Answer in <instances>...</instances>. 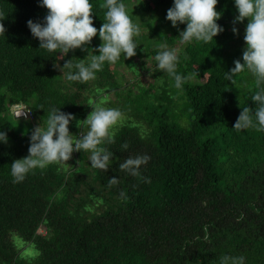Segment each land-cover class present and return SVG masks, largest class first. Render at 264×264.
Segmentation results:
<instances>
[{"label":"trees","instance_id":"obj_1","mask_svg":"<svg viewBox=\"0 0 264 264\" xmlns=\"http://www.w3.org/2000/svg\"><path fill=\"white\" fill-rule=\"evenodd\" d=\"M90 2L99 29L103 0ZM171 6L172 0H144L129 10L141 22L136 55H121L95 80L79 83L66 81L53 65L85 59L102 43L99 37L82 46L85 51L57 60L39 49L26 26L43 23L47 9L39 0H0L6 29L0 36V131L7 135L0 144V264H219L224 255L264 264V132L233 129L243 107L255 111V78L243 72L233 84L224 74L233 61L243 63L248 21L233 24V0H218L216 23L224 31L209 43L180 45L177 72L197 75L176 89L154 60L160 45L177 46L186 27L173 28L165 19ZM133 59L142 61L137 70ZM117 67L134 76L145 69L151 81L143 83L140 74L125 83ZM93 103L123 113L111 142L102 145L113 152L108 169L92 168L90 152L81 150L73 152L68 170L52 163L13 183L11 164L28 155L31 133L44 126L49 109L73 114L69 133L79 137L88 129L78 124ZM16 104L31 116L15 118L10 105ZM138 155L150 157L139 176L120 169ZM113 177L118 183L109 186Z\"/></svg>","mask_w":264,"mask_h":264},{"label":"clouds","instance_id":"obj_2","mask_svg":"<svg viewBox=\"0 0 264 264\" xmlns=\"http://www.w3.org/2000/svg\"><path fill=\"white\" fill-rule=\"evenodd\" d=\"M217 2L218 0H172L165 19L171 22L173 28L178 24L186 25L179 32L180 45L194 41L209 43L224 31L216 23L221 17V13L215 10ZM233 4L238 13L233 24L245 19L248 22L244 32L243 63L240 60L233 61L234 67L224 73L225 79L234 84L238 74L250 72L255 78L256 86V91L250 97L256 104L254 113L248 107H243L233 129L243 131L253 128L264 132V0H233ZM39 6L47 9L43 23L29 20L26 26L32 37L39 41V49L54 53L57 60H64L75 49L85 51L82 46L89 44L93 37L98 36L102 41L96 49H88L83 60L76 59L78 62H74L73 59H68L62 67L54 63L53 67L63 73L66 81L85 83L95 80L96 74L103 70L106 63H117L121 55L124 59L136 55L138 44L134 38L140 34L141 22L133 21V16L122 0H103L101 7L105 9L104 22L99 29L93 25V5L90 0H39ZM3 19V13L0 12V21ZM5 31L3 23H0V36L4 37ZM232 32L236 34L237 29L233 27ZM160 48L162 50L154 56L157 70L165 72L176 89H182L191 76L197 73H178V49L169 48L167 44L160 45ZM93 51L98 54H93ZM57 53L60 54L58 57ZM10 109L15 117L27 114L31 116L30 109L25 105H10ZM91 109L87 118L78 124L86 123V134L76 137L69 133L68 127L75 119L73 114L51 107L44 126L39 124L31 133L28 155L11 164L13 183L23 182L26 175L36 168L43 169L52 163H65L71 159L73 152L81 150L90 152L92 168L106 171L113 152L102 145L106 141L111 142L110 130L122 120L123 113L119 108L105 107L98 103H93ZM4 143H7V135L0 131V144ZM121 147L127 149L128 145L125 143ZM149 160L148 155L129 157L120 164V169L132 176H139L141 166ZM144 179L147 182V178ZM117 183L116 177L108 181L109 186ZM120 195L123 197L124 193L121 192ZM245 259L243 255H224L219 264H245Z\"/></svg>","mask_w":264,"mask_h":264},{"label":"rangeland","instance_id":"obj_3","mask_svg":"<svg viewBox=\"0 0 264 264\" xmlns=\"http://www.w3.org/2000/svg\"><path fill=\"white\" fill-rule=\"evenodd\" d=\"M141 1H144V0H126L125 2H123V3H125L126 4V6H127V10L129 11V10H137L138 8H139V4H140V2ZM130 13H131V11H130ZM179 47H180V44L178 43L177 44V46H175V48H177L178 49V52H179ZM143 61H145V63H146V67H150L151 68V72H153V69H152V67H153V64H151V60H149V59H147V58H145V57H143V59H142ZM133 62H135L136 64H135V70H137L138 69V64L140 63V64H142V61H139V59L138 60H136V59H133ZM138 63V64H137ZM117 70H118V72L120 73V74H122V75H124V81H125V83L126 82H128L129 84H133V82H134V79H136V80H139V78H140V74H142V76H141V80H142V82L143 83H146V82H148V81H151V77L149 76V74L146 72V70L145 69H139L138 71V74H136L135 76L133 75V74H130V73H128L127 71H126V69L124 68V67H117ZM136 77V78H135ZM109 98L110 99H113V96L112 95H110L109 96ZM11 112H12V114H13V116L15 117V114L13 113V111L11 110ZM29 118V114H27L26 116H20V117H15V118ZM122 120H123V118H122ZM122 120L120 121V122H118L117 124H121L122 123ZM73 156H74V153H72V156H71V159H69L68 161H66L65 163H58V165H59V167L61 168V170H68V169H70V167L72 166V164L74 163V158H73ZM40 233H42V234H44V229L41 227V229H40ZM31 252L30 251V248H28V247H25V252Z\"/></svg>","mask_w":264,"mask_h":264},{"label":"built area","instance_id":"obj_4","mask_svg":"<svg viewBox=\"0 0 264 264\" xmlns=\"http://www.w3.org/2000/svg\"><path fill=\"white\" fill-rule=\"evenodd\" d=\"M24 117V115H22Z\"/></svg>","mask_w":264,"mask_h":264}]
</instances>
